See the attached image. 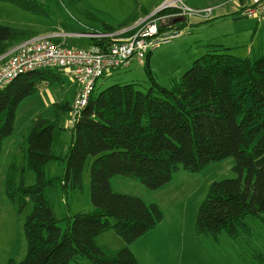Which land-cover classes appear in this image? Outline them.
<instances>
[{
  "label": "trees",
  "instance_id": "obj_1",
  "mask_svg": "<svg viewBox=\"0 0 264 264\" xmlns=\"http://www.w3.org/2000/svg\"><path fill=\"white\" fill-rule=\"evenodd\" d=\"M0 1L47 15L46 7L37 0ZM144 10L119 28L130 27L142 14H150ZM185 21L175 17L171 19L173 26L161 24L160 28L180 30ZM38 35L0 25V58ZM53 39L61 43L59 38ZM226 50L210 45V52L197 59L170 88L159 85L153 77L150 54L146 68L152 85L146 92L136 84L95 89L72 122L66 152L58 153L56 141L76 94L67 102L54 104L52 120L34 119L23 153L26 168L36 175V184H25L16 162L10 165L5 183L6 195L20 213L29 200L33 202V211L24 221L27 255L22 261L9 260L7 264H140L130 246L154 230L165 215L157 204L115 192L112 178L130 177L158 190L169 184L180 168L196 173L231 157L238 177L211 185L199 208L195 230L198 235L211 236L225 231L240 245L248 264H264V250L255 244L253 228L247 222L252 217L264 226V165H257L264 156V53L251 60ZM65 78L60 70L31 72L0 92V168L3 143L14 132L20 104L36 94L40 85L64 84ZM90 157L94 158L90 168L94 210L68 217L63 232L55 211L58 196L82 190ZM53 161H62L65 173L48 179L46 168ZM112 230L125 241V247L112 249L97 243L99 236Z\"/></svg>",
  "mask_w": 264,
  "mask_h": 264
},
{
  "label": "rangeland",
  "instance_id": "obj_2",
  "mask_svg": "<svg viewBox=\"0 0 264 264\" xmlns=\"http://www.w3.org/2000/svg\"><path fill=\"white\" fill-rule=\"evenodd\" d=\"M37 1L46 7L47 15L33 14L16 5L0 1V25L32 30L42 36H50L61 31L62 34H66L62 39L65 46L80 50L90 48L92 40L90 37L77 34L119 31L122 29L119 25L138 12L141 7L153 11L163 2V0ZM228 1L187 0L185 2L192 10L202 11L212 8L213 13L210 18L181 17L186 20L185 26L180 29L182 35L152 52L149 69L159 85L172 87L174 80L182 78L197 59L210 52V45H220L227 49L225 53L241 59L254 60L264 53V24L238 13L234 5ZM218 4H222L221 9L216 7ZM224 8L225 10H222ZM164 11L170 13L166 15L158 13L154 17L157 19L167 17L159 23L168 27L173 26L171 19H175L178 10ZM132 26H128L127 29ZM67 28H72L76 32L69 33ZM147 61L148 58L142 65L139 61L133 60L128 68L114 70L111 76L98 80L96 90L102 91L115 84H136L137 89L146 92L152 85L151 76L146 68ZM78 88L74 80L66 76L64 84L40 85L36 94L20 104L14 132L4 141L0 168V202L10 201L6 195L5 183L8 169L13 162H16L22 170L21 176L27 186L36 184V175L26 168L23 153L25 136L30 131L31 122L38 116L52 120L55 117L54 104L69 101ZM72 119L71 113H68L64 119V129L59 132L56 141L58 153L69 149ZM93 160L94 158L90 157L86 163L82 190H70L67 194L60 193L58 196L55 211L61 220L59 227L63 232L67 229L68 217L79 212L88 213L94 210L90 199V168ZM235 163V159L231 157L196 173L180 168L173 174L172 181L158 190H150L130 177L112 178L111 186L115 192L139 197L148 204H157L165 215L163 223L158 224L154 232L143 239L141 237V240L138 239L133 246H130L139 255L140 264H248L242 256L240 245L227 232L211 236L198 235L195 230L199 208L206 199L211 185L238 177L234 171ZM64 173L65 164L62 161H53L47 165L48 179L61 177ZM14 206L18 210V207ZM91 208L92 210L89 211ZM32 211L33 202L29 200L23 213L18 212L23 215L25 221L26 216ZM4 216V211H0V253H27L25 233L24 252L17 250L19 243L12 245L9 238L5 235L1 236L2 228L9 226L8 221H4ZM111 221L114 222V219ZM247 222L253 228L255 244L264 250L263 224L259 219L252 217L247 218ZM99 241L112 249L126 246L125 241L113 230L102 234Z\"/></svg>",
  "mask_w": 264,
  "mask_h": 264
},
{
  "label": "built area",
  "instance_id": "obj_3",
  "mask_svg": "<svg viewBox=\"0 0 264 264\" xmlns=\"http://www.w3.org/2000/svg\"><path fill=\"white\" fill-rule=\"evenodd\" d=\"M186 0H164L160 8L147 18L137 21L130 29L107 33H79L90 37L93 44L85 50L71 49L53 38H34L16 45L9 53L0 58V92L25 74L43 70H60L71 77L79 86L72 109V122L87 106L97 87L98 80L111 76L114 70L128 68L133 60L142 65L144 60L160 46L169 44L182 33L177 28L161 30L159 23L167 17L155 18L164 10L177 9V18H210L213 9L192 10ZM241 14L264 24V0H251L242 7ZM155 16V17H154ZM154 17V18H153ZM134 28L133 34H127Z\"/></svg>",
  "mask_w": 264,
  "mask_h": 264
},
{
  "label": "crops",
  "instance_id": "obj_4",
  "mask_svg": "<svg viewBox=\"0 0 264 264\" xmlns=\"http://www.w3.org/2000/svg\"><path fill=\"white\" fill-rule=\"evenodd\" d=\"M163 2H164V0H163ZM163 2H161L159 5L161 6V4L163 3ZM186 2H187V0H186ZM229 3H232L233 5H234V7L236 8V11L238 12V13H241V9H242V7H244V6H246V5H248L250 2H251V0H229L228 1ZM227 2V3H228ZM159 5L158 6H156V9L155 10H153V11H151V10H149L148 8H143V7H141V9L140 10H138V12H143V11H141L142 9H145L144 11H148V12H150V14L149 15H151L154 11H157L159 8ZM222 6V4H218V5H216V7L217 8H220ZM221 9V8H220ZM222 10H225V8L224 9H222ZM213 13V12H212ZM144 14H142V16L140 17V19H139V21L140 20H142V19H145V18H147L148 16H143ZM60 33H55V34H52V35H50V36H42V35H38V37H51V38H53V37H57V36H59V35H62V33H61V31H59ZM66 32V31H65ZM75 33V32H74ZM62 39H64V38H60V40L62 41ZM61 43H63L64 44V40L61 42ZM92 44H93V42H92ZM91 44V45H92ZM77 92H75V94H76ZM74 96V93L72 94V97ZM7 140V139H6ZM5 143V142H4ZM4 143H3V148H4ZM2 154H3V150H2ZM257 165H258V167H260V166H263L264 165V156L263 157H261L260 159H258V161H257ZM164 188V187H163ZM169 189V188H168ZM167 189V191H169ZM170 191H171V188H170ZM4 211V213H5V216H4V221H8V227H3L2 228V231H1V236L2 235H5L7 238H9V241H10V243L12 244V245H16L17 243H19L18 244V246H17V250H19L20 252H24L25 251V248H26V246H25V243H24V217H23V215L22 214H20L19 212H18V210H17V208L10 202V201H2V202H0V211ZM92 210V208L91 209H89V211H91ZM164 219H165V217H164ZM164 221V220H163ZM163 221L161 222V223H163ZM160 223V224H161ZM158 227V226H157ZM157 227L154 229V230H152V231H150L149 233H147V234H145L144 236H142V238L141 239H143L144 237H146L147 235H149L151 232H154L156 229H157ZM99 238H100V236L97 238V243L99 244V245H103V244H101L100 243V241H99ZM140 239V240H141ZM135 243V242H134ZM133 243V244H134ZM133 244H132V246H133ZM14 247V246H13ZM132 248V247H131ZM15 250V248H13V251ZM12 251V252H13ZM132 251L134 252V254H135V256L137 257V259L138 258H140V257H138L139 255L138 254H136V252L134 251V249L132 248ZM26 255H27V253H0V264H7V262L10 260V259H14V260H16V261H22V259L24 258L25 259V257H26ZM18 257V258H17ZM19 259V260H18ZM23 259V260H24ZM140 260V259H139ZM138 260V261H139ZM139 263H140V261H139Z\"/></svg>",
  "mask_w": 264,
  "mask_h": 264
}]
</instances>
